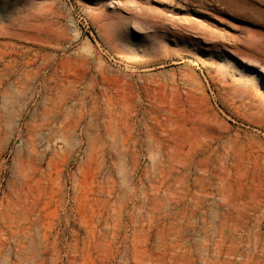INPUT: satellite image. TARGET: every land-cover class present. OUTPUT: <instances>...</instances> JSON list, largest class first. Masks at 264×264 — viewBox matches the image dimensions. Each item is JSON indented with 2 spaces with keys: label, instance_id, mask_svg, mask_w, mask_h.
<instances>
[{
  "label": "rangeland",
  "instance_id": "1",
  "mask_svg": "<svg viewBox=\"0 0 264 264\" xmlns=\"http://www.w3.org/2000/svg\"><path fill=\"white\" fill-rule=\"evenodd\" d=\"M0 264H264V0H0Z\"/></svg>",
  "mask_w": 264,
  "mask_h": 264
},
{
  "label": "bare ground",
  "instance_id": "2",
  "mask_svg": "<svg viewBox=\"0 0 264 264\" xmlns=\"http://www.w3.org/2000/svg\"><path fill=\"white\" fill-rule=\"evenodd\" d=\"M229 6H230V4H229ZM231 6H232V4H231ZM215 7V6H214ZM218 8V7H217ZM219 9V8H218ZM253 47V46H252ZM258 49V48H257ZM263 52V51H262ZM259 57V56H258ZM262 57V56H261Z\"/></svg>",
  "mask_w": 264,
  "mask_h": 264
}]
</instances>
